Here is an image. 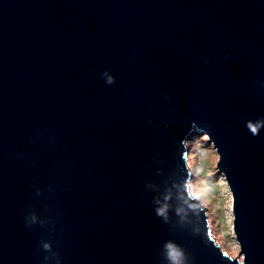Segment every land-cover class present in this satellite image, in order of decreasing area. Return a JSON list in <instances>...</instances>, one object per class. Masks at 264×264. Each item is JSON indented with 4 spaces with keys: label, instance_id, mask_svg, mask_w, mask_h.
Here are the masks:
<instances>
[{
    "label": "water",
    "instance_id": "1",
    "mask_svg": "<svg viewBox=\"0 0 264 264\" xmlns=\"http://www.w3.org/2000/svg\"><path fill=\"white\" fill-rule=\"evenodd\" d=\"M258 121L264 0H0V264H264ZM203 133L240 257L190 191Z\"/></svg>",
    "mask_w": 264,
    "mask_h": 264
},
{
    "label": "rangeland",
    "instance_id": "2",
    "mask_svg": "<svg viewBox=\"0 0 264 264\" xmlns=\"http://www.w3.org/2000/svg\"><path fill=\"white\" fill-rule=\"evenodd\" d=\"M188 141L190 155L193 156L192 181L197 196L207 208L216 234L224 242V250L234 257H240V244L233 230L232 192L225 173L217 165L219 154L212 140L205 139L207 133L194 136ZM216 240V238H214ZM217 243L219 241L216 240ZM223 249V248H222Z\"/></svg>",
    "mask_w": 264,
    "mask_h": 264
},
{
    "label": "clouds",
    "instance_id": "3",
    "mask_svg": "<svg viewBox=\"0 0 264 264\" xmlns=\"http://www.w3.org/2000/svg\"><path fill=\"white\" fill-rule=\"evenodd\" d=\"M104 75L107 77L108 84H112L114 82L113 77L107 72H105ZM247 126L253 134H257L259 127H264V121H258L256 123L249 122ZM44 248L47 250L49 245L45 244ZM164 249L168 264H184V252L177 245L172 242H166Z\"/></svg>",
    "mask_w": 264,
    "mask_h": 264
},
{
    "label": "bare ground",
    "instance_id": "4",
    "mask_svg": "<svg viewBox=\"0 0 264 264\" xmlns=\"http://www.w3.org/2000/svg\"><path fill=\"white\" fill-rule=\"evenodd\" d=\"M192 157L193 156L190 155L189 159H188V164H189L190 169L193 168V158ZM190 191L192 194L196 193V187H195L194 182L192 180H190ZM196 195H197V193H196ZM209 222H210V226L212 229L213 237L216 238L217 241H219L220 246L224 249V247H225L224 242L222 241L221 237L216 234V231H215V228H214V225H213L211 218H210Z\"/></svg>",
    "mask_w": 264,
    "mask_h": 264
}]
</instances>
